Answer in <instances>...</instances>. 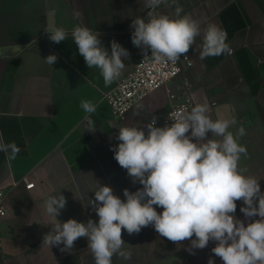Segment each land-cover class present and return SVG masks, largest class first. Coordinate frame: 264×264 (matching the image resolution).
I'll use <instances>...</instances> for the list:
<instances>
[{"label": "crops", "instance_id": "crops-1", "mask_svg": "<svg viewBox=\"0 0 264 264\" xmlns=\"http://www.w3.org/2000/svg\"><path fill=\"white\" fill-rule=\"evenodd\" d=\"M183 14L190 15L203 30L215 24L227 33L232 55L200 59L203 33L187 53L193 66L170 89L182 94V81L192 86L197 104H206L213 120H232L246 135L239 143L246 146L247 157L240 167L260 180L264 192V0H177ZM144 0H0V133L5 142L14 141L21 149L13 161L0 152V186L10 190L9 214L2 225L0 264H94L87 238H79L70 251L42 246V238L54 219L44 210V201L59 191L67 204L57 217L61 222L76 219L98 222L88 206L94 198L97 181L123 197V189L136 191L127 171L114 159L112 146L118 128L142 127L154 115L162 120L170 109L166 92L150 95L120 124L113 119L106 96L117 85L105 86L100 70L89 69L71 36L72 29L86 26L100 33L102 45L109 49L115 40L129 52L123 74L135 67L140 48L133 45L130 26L138 16H146ZM155 14L174 15V7L161 6ZM54 26L68 32L57 44L45 29ZM50 54L57 61L48 65ZM82 101L97 106L87 114ZM90 115L95 131H87L85 116ZM113 125L116 128H113ZM157 126H164L159 124ZM146 131V129H145ZM24 179L36 185L26 190ZM15 185V186H14ZM236 217L244 219L237 201ZM162 208H157L158 213ZM125 250L142 253L133 264H223L211 249L190 254V241L179 247L159 236L152 226L139 234L129 235L122 229ZM125 258L112 257V264H123Z\"/></svg>", "mask_w": 264, "mask_h": 264}, {"label": "clouds", "instance_id": "clouds-1", "mask_svg": "<svg viewBox=\"0 0 264 264\" xmlns=\"http://www.w3.org/2000/svg\"><path fill=\"white\" fill-rule=\"evenodd\" d=\"M144 3L149 9L146 16H138L130 25L134 29L132 43L141 49L144 58L175 64L202 33L201 60L232 54L224 30L215 24L202 30L190 15H182L177 0ZM161 6L174 7V15L155 14ZM45 32L57 44L68 37L64 28L54 25ZM71 36L87 67L100 70L105 86L120 78L126 68L124 60L130 55L127 49L113 40L109 51L102 45L100 33L86 26H75ZM57 59L55 54L44 58L50 66ZM81 107L87 114L97 110L88 101H82ZM168 119L171 124L162 127L157 126L153 115L142 127L118 128L115 139L119 143L110 150L131 182L142 187L136 191L123 189L121 199L110 186L97 181L88 206L95 211L98 222L58 220L67 204L61 191L44 201V210L54 222L48 224L51 227L42 238V246L63 245L61 252L70 251L84 237L94 264H112L114 255L125 259L131 256L125 250L122 229L132 235L152 226L159 236L178 247L180 242L190 241L186 249L190 254L213 241L211 252L223 264H264V192L260 180L240 167L242 157L248 155L246 146L238 142L246 135L245 128L241 125L233 133L229 129L237 121L213 120L206 104L170 113ZM85 120L87 131H95L91 116H85ZM20 151L14 141L5 142L0 133V152L6 160H15ZM237 201L243 203V220L235 215ZM157 208L162 212L158 213ZM208 264H215L211 256Z\"/></svg>", "mask_w": 264, "mask_h": 264}, {"label": "built area", "instance_id": "built-area-1", "mask_svg": "<svg viewBox=\"0 0 264 264\" xmlns=\"http://www.w3.org/2000/svg\"><path fill=\"white\" fill-rule=\"evenodd\" d=\"M149 51V55H150ZM186 55V56H185ZM181 56L175 64L171 62H156L152 57L144 58L142 51L139 54L135 67L129 73H125L116 80V88L106 96L112 111L113 119L123 124L129 115L141 105L150 95L165 91L169 100L170 109L167 115L157 125L171 124L168 119L170 113H180L190 110L197 104L192 93V86L187 80L182 81V94L171 90V85L181 79L184 66L190 69L193 62L188 54ZM232 55V54H231ZM27 191L35 189L36 185L24 179ZM15 186V185H14ZM10 203V190L0 186V249L2 247V225L6 220Z\"/></svg>", "mask_w": 264, "mask_h": 264}, {"label": "rangeland", "instance_id": "rangeland-1", "mask_svg": "<svg viewBox=\"0 0 264 264\" xmlns=\"http://www.w3.org/2000/svg\"><path fill=\"white\" fill-rule=\"evenodd\" d=\"M140 255H142V253H138L135 255L132 254L130 258L124 260L123 264H133V262H136L140 258Z\"/></svg>", "mask_w": 264, "mask_h": 264}, {"label": "water", "instance_id": "water-1", "mask_svg": "<svg viewBox=\"0 0 264 264\" xmlns=\"http://www.w3.org/2000/svg\"><path fill=\"white\" fill-rule=\"evenodd\" d=\"M54 25V19H53V15H50V26Z\"/></svg>", "mask_w": 264, "mask_h": 264}]
</instances>
